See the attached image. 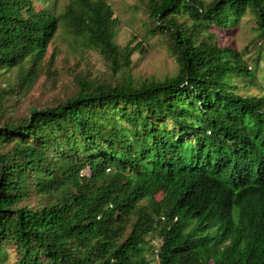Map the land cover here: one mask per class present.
<instances>
[{
	"label": "trees",
	"instance_id": "trees-1",
	"mask_svg": "<svg viewBox=\"0 0 264 264\" xmlns=\"http://www.w3.org/2000/svg\"><path fill=\"white\" fill-rule=\"evenodd\" d=\"M141 3L179 70L139 85L122 69L143 47L116 43L106 0H0V77L18 70L0 92V264H264V93L241 92L257 72L264 87V0ZM249 13L245 59L219 41ZM62 26L115 78L76 75L16 115Z\"/></svg>",
	"mask_w": 264,
	"mask_h": 264
},
{
	"label": "rangeland",
	"instance_id": "rangeland-1",
	"mask_svg": "<svg viewBox=\"0 0 264 264\" xmlns=\"http://www.w3.org/2000/svg\"><path fill=\"white\" fill-rule=\"evenodd\" d=\"M72 0H35V8L49 9L56 14H63ZM112 6L115 16L119 19L116 43L125 46L140 44L143 49L132 56V65L122 69L127 77H131L137 84L164 81L177 75L179 66L176 56L169 47L166 38L160 34H152L144 13L141 0H106ZM210 2L212 0H204ZM140 6V8H138ZM256 23L251 13L244 15L239 23L222 33L220 44L229 45L244 54L245 59L254 58L255 51L251 50V43L257 32ZM247 48H250L247 49ZM57 54L52 66L45 64L39 73L38 82L28 95L18 104L16 115L27 113L31 107L45 106L63 100L74 90L76 75L89 76L94 80L110 81L115 78L112 68L97 52L81 47L64 26L51 44L47 59ZM253 59H249L251 68ZM121 75V74H120ZM262 73H256V79L248 90L242 93L261 95L264 93ZM18 70L3 72L0 77V92L8 85L16 84ZM155 197L161 195L156 192ZM151 264H158L151 257Z\"/></svg>",
	"mask_w": 264,
	"mask_h": 264
}]
</instances>
